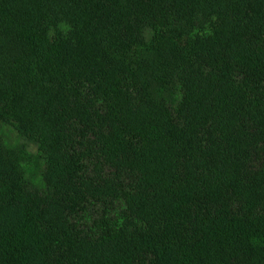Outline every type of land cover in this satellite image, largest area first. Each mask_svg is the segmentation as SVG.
I'll use <instances>...</instances> for the list:
<instances>
[{
	"label": "trees",
	"instance_id": "1",
	"mask_svg": "<svg viewBox=\"0 0 264 264\" xmlns=\"http://www.w3.org/2000/svg\"><path fill=\"white\" fill-rule=\"evenodd\" d=\"M0 264H264V0H0Z\"/></svg>",
	"mask_w": 264,
	"mask_h": 264
},
{
	"label": "rangeland",
	"instance_id": "2",
	"mask_svg": "<svg viewBox=\"0 0 264 264\" xmlns=\"http://www.w3.org/2000/svg\"><path fill=\"white\" fill-rule=\"evenodd\" d=\"M6 135L10 139L11 142L15 141V143L18 142L19 144L24 145L27 148L28 152L31 153L32 156H34L36 152L35 146L27 142L18 140L17 138L12 136L9 132H7ZM39 168H40V165L38 164L37 159H32L30 163L26 166V174H27V177L30 179V182L37 183L38 177H39Z\"/></svg>",
	"mask_w": 264,
	"mask_h": 264
}]
</instances>
